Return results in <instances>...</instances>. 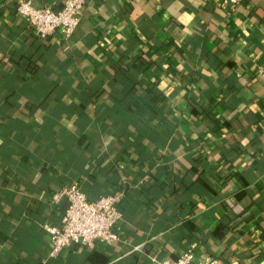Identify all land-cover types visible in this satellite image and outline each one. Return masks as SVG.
<instances>
[{
  "label": "crops",
  "instance_id": "crops-1",
  "mask_svg": "<svg viewBox=\"0 0 264 264\" xmlns=\"http://www.w3.org/2000/svg\"><path fill=\"white\" fill-rule=\"evenodd\" d=\"M65 0H33L59 8ZM40 37L0 0V264H264V0H87ZM122 191L120 240L51 257L55 191Z\"/></svg>",
  "mask_w": 264,
  "mask_h": 264
},
{
  "label": "built area",
  "instance_id": "built-area-1",
  "mask_svg": "<svg viewBox=\"0 0 264 264\" xmlns=\"http://www.w3.org/2000/svg\"><path fill=\"white\" fill-rule=\"evenodd\" d=\"M220 6L237 9L243 0H214ZM87 0H65L55 8L36 5L33 0H16L17 12L27 27L40 37L57 35L62 39L72 37L79 27ZM124 193L116 191L100 197H90L74 181L62 186L52 195L53 202L64 200L66 207L60 224L45 225L49 233L51 257H56L73 245L94 247L109 246L120 240L119 227L123 218L120 201ZM159 264H219L215 255L197 260L192 247L173 259H163ZM41 264H47L44 260Z\"/></svg>",
  "mask_w": 264,
  "mask_h": 264
},
{
  "label": "trees",
  "instance_id": "trees-1",
  "mask_svg": "<svg viewBox=\"0 0 264 264\" xmlns=\"http://www.w3.org/2000/svg\"><path fill=\"white\" fill-rule=\"evenodd\" d=\"M83 11H84V9H83ZM83 17V16H82ZM82 21V20H81ZM48 264V263H47Z\"/></svg>",
  "mask_w": 264,
  "mask_h": 264
}]
</instances>
